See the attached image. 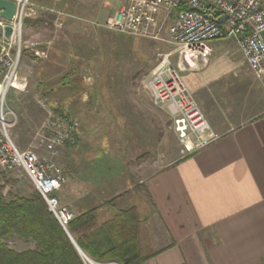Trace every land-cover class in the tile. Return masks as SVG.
<instances>
[{
	"label": "rangeland",
	"instance_id": "rangeland-1",
	"mask_svg": "<svg viewBox=\"0 0 264 264\" xmlns=\"http://www.w3.org/2000/svg\"><path fill=\"white\" fill-rule=\"evenodd\" d=\"M128 1L30 0L18 84L6 102L7 110L18 118L9 133L21 150L53 159L63 169L69 183L59 199L74 216L78 213L74 171H90L96 153L105 166L97 168L103 178L100 184L96 179L100 186L95 187L94 193L100 195L102 191L103 204L117 194L127 195V201L134 202L141 217L150 214V206L135 194L137 187L131 190L134 170L128 169L126 162L137 157L158 160L161 169L189 157L174 131L169 108L156 104L151 87L165 57H170L171 65L183 78L214 133L212 120L219 122L226 113L231 118L250 116L260 102V85L232 40L211 43L209 59L191 67L170 43L169 29L176 20L175 14L160 30L154 29L146 37L105 29L106 20ZM205 83L207 88H200ZM199 89L196 97L194 90ZM56 109L79 124V138L53 156L41 139L44 125L61 116ZM7 120L14 118L7 116ZM0 172L4 170L0 168ZM5 174L18 181L6 185L5 194H26L34 188L20 170ZM118 197L122 195L113 199ZM118 199L115 206L126 209L124 202L117 203ZM143 225L146 224H141L143 253L150 255L160 249L153 246L160 235L155 224H147V232ZM8 244L17 251L33 247L18 238ZM81 256L85 264L92 261L87 255Z\"/></svg>",
	"mask_w": 264,
	"mask_h": 264
},
{
	"label": "crops",
	"instance_id": "crops-1",
	"mask_svg": "<svg viewBox=\"0 0 264 264\" xmlns=\"http://www.w3.org/2000/svg\"><path fill=\"white\" fill-rule=\"evenodd\" d=\"M256 80L260 102L250 116L231 118L226 113L221 121L212 120L217 141L161 169L158 160L126 162L134 170L131 190L138 188L134 192L149 204L150 214L141 217L123 193L113 198L122 195L117 203L136 207L142 224H155L160 235L153 243L160 249L145 264H264V89ZM205 84L200 88H207ZM100 157L96 153L90 171H74L76 215L103 204L102 191L94 193L100 186L96 179L100 184L103 178L97 173L105 166ZM118 209L101 208L99 221Z\"/></svg>",
	"mask_w": 264,
	"mask_h": 264
},
{
	"label": "built area",
	"instance_id": "built-area-1",
	"mask_svg": "<svg viewBox=\"0 0 264 264\" xmlns=\"http://www.w3.org/2000/svg\"><path fill=\"white\" fill-rule=\"evenodd\" d=\"M16 4L12 20L0 17V168L5 172L22 171L48 204L50 212L63 228L74 215L60 203L59 194L67 183L63 169L53 160L40 158L32 150H21L12 140L9 129L18 122L7 110V98L17 88L22 57L23 32L30 11V0H11ZM177 12L169 29L170 43L191 67L209 59L210 44L218 40L236 42L247 64L264 89V0H129L104 24L118 33L146 37L160 30ZM227 16L225 22L221 18ZM11 35L6 37V29ZM156 38V37H155ZM156 104L167 106L174 131L185 152L192 155L217 141L181 75L170 57L156 71L151 83ZM7 116L14 120L8 121ZM79 124L68 117H53L44 125L41 144L53 156L69 143L74 144Z\"/></svg>",
	"mask_w": 264,
	"mask_h": 264
},
{
	"label": "trees",
	"instance_id": "trees-1",
	"mask_svg": "<svg viewBox=\"0 0 264 264\" xmlns=\"http://www.w3.org/2000/svg\"><path fill=\"white\" fill-rule=\"evenodd\" d=\"M174 14L177 16V12ZM56 112L62 116L57 109ZM9 184L18 181L5 171L0 172V264H85L36 188H30L26 194H5ZM117 199L74 216L67 229L95 263L145 264L154 255L143 253L142 220L136 207L118 209L111 218L99 221V210L114 207ZM13 238L32 243L33 247L17 251L8 244Z\"/></svg>",
	"mask_w": 264,
	"mask_h": 264
},
{
	"label": "water",
	"instance_id": "water-1",
	"mask_svg": "<svg viewBox=\"0 0 264 264\" xmlns=\"http://www.w3.org/2000/svg\"><path fill=\"white\" fill-rule=\"evenodd\" d=\"M16 12V4L11 0H0V17L5 18L6 20L10 21L13 19ZM227 20V16H224L221 18L222 22H225ZM11 28L6 29V37H9L11 35ZM66 234L69 236L79 253L83 256H86L83 251L79 248V246L76 244V242L72 239L69 231L67 228H64Z\"/></svg>",
	"mask_w": 264,
	"mask_h": 264
},
{
	"label": "bare ground",
	"instance_id": "bare-ground-1",
	"mask_svg": "<svg viewBox=\"0 0 264 264\" xmlns=\"http://www.w3.org/2000/svg\"><path fill=\"white\" fill-rule=\"evenodd\" d=\"M0 30H1V22H0ZM89 262H90V264H94V263H93L92 261H90V260H89Z\"/></svg>",
	"mask_w": 264,
	"mask_h": 264
}]
</instances>
